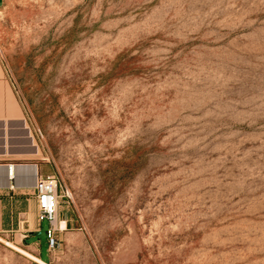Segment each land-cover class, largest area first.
Masks as SVG:
<instances>
[{
  "label": "rangeland",
  "instance_id": "374dc122",
  "mask_svg": "<svg viewBox=\"0 0 264 264\" xmlns=\"http://www.w3.org/2000/svg\"><path fill=\"white\" fill-rule=\"evenodd\" d=\"M0 63L61 195L0 264H264V0H5Z\"/></svg>",
  "mask_w": 264,
  "mask_h": 264
},
{
  "label": "crops",
  "instance_id": "0c3cea01",
  "mask_svg": "<svg viewBox=\"0 0 264 264\" xmlns=\"http://www.w3.org/2000/svg\"><path fill=\"white\" fill-rule=\"evenodd\" d=\"M4 1L0 0V9ZM19 125L18 99L0 63V241L6 239L18 241L21 237V242L28 243L37 236L38 231H41L42 223L37 219L38 201L33 188L24 189L18 185L15 188L11 187L15 181L11 178L10 167L19 164L20 155L34 153L31 148L33 144L27 137L19 136ZM24 129L28 130L29 127L24 126ZM31 137L33 139L32 135ZM32 141L34 143V139ZM32 163L38 165L43 175H49L44 163L40 161ZM21 170V167H15L18 179ZM33 221H37L36 226L40 228H33ZM64 221L69 222L70 219L67 217ZM26 233L27 238L24 237ZM40 259L43 260L42 255Z\"/></svg>",
  "mask_w": 264,
  "mask_h": 264
},
{
  "label": "built area",
  "instance_id": "2783aa9c",
  "mask_svg": "<svg viewBox=\"0 0 264 264\" xmlns=\"http://www.w3.org/2000/svg\"><path fill=\"white\" fill-rule=\"evenodd\" d=\"M18 166H31L37 169L36 179L33 184H27V177L20 176L18 179V172L12 175L13 168ZM11 178L15 181L12 188L15 186H20L24 189L33 188L36 193L38 201V220L40 223L48 222L50 227L48 228L47 240L49 244V249H55L59 245L56 232L58 230L55 227V223H58L59 207H60V183L59 179L55 174L43 175L40 174L39 167L37 164L26 163V164H16L10 167ZM17 183V184H16ZM66 222V221H65ZM67 224V222H66ZM60 229L62 228L60 222ZM67 229V225L65 227ZM63 229V230H65ZM62 230V229H61ZM41 231H38L40 233ZM25 238L28 237L27 233L24 235ZM9 244V243H8Z\"/></svg>",
  "mask_w": 264,
  "mask_h": 264
},
{
  "label": "bare ground",
  "instance_id": "6f19581e",
  "mask_svg": "<svg viewBox=\"0 0 264 264\" xmlns=\"http://www.w3.org/2000/svg\"><path fill=\"white\" fill-rule=\"evenodd\" d=\"M18 167L22 168L20 176H23L25 178L27 177V184H29V185L33 184L34 180L36 179L37 169L35 167H31V166H18ZM12 175L13 176L15 175V167L13 168ZM66 225L67 224L65 221H61L62 229H65ZM9 245H11L15 250L20 251L21 253H23V254L29 256L30 258L36 260L38 263L47 264L43 260L36 258V257L30 255L29 253L25 252L24 250L12 245V243H9Z\"/></svg>",
  "mask_w": 264,
  "mask_h": 264
}]
</instances>
